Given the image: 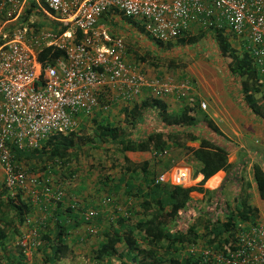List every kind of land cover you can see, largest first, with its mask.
Masks as SVG:
<instances>
[{
    "label": "trees",
    "instance_id": "obj_1",
    "mask_svg": "<svg viewBox=\"0 0 264 264\" xmlns=\"http://www.w3.org/2000/svg\"><path fill=\"white\" fill-rule=\"evenodd\" d=\"M116 19H121L145 34L138 21L125 18L116 11L105 12L100 22L116 26ZM64 30L62 28L59 33ZM212 33L211 37L218 45L219 52H227L229 55L231 43L228 37L219 30ZM82 37L77 32V41ZM193 40L194 37L190 36L178 38V43L187 44ZM153 43L163 48L162 42L155 40ZM64 55L63 49L49 46L41 49L38 60L42 65L51 64ZM230 55L232 61L227 64L226 84H236L245 105L264 119V105L254 97L258 91L264 94L263 85L251 57L246 51H242L241 55L234 52ZM151 100L145 99L123 109L124 120L130 131L113 125L100 116L102 110H97L99 112L95 114L96 117L91 119V134L87 140H83L75 130L55 133L35 149L13 148L15 160L23 167L25 164L28 166L30 171L25 172L32 174L27 173L29 176L39 174L46 179L54 170L56 182L52 183L49 179V196H45L44 189H39L36 196H24L19 188L12 194L3 182L1 193L4 198H0V248L6 254L3 257L7 264H14L17 257L16 264L27 263L25 251L27 248L32 250L35 242L29 241L23 245L17 241L15 248L18 256L15 254L9 257L5 248L12 235L23 236L20 230L24 225L29 228L39 227L36 239L41 242L38 249L42 251V264H59L68 256H73V245L85 241L83 237H90L88 233L91 231L99 235L98 243L92 250V259L96 262L111 260L118 255L124 258L121 264L223 263L218 260V256L226 258L236 248L239 230L255 223L257 210L236 197V212H229L227 220L222 221L211 209L205 214L201 222L203 224L192 225L189 221L193 218L192 209L194 206L196 208L197 203L191 199L190 193L197 187L160 181L156 170H150V160L134 162L125 153L164 154L172 148L186 149L201 165L198 171L203 175L201 185L218 171L226 172L227 177L212 193L217 200H221L220 190L226 181L233 180L239 184L238 175L233 174L237 165H230L227 156L234 146L211 122L198 102L186 104L178 113H174L167 111L165 103L158 102L154 106ZM196 140H200L198 148L186 145V142ZM105 143H113L116 148L108 149L103 145ZM97 149L101 150L99 160H90L97 156ZM110 152L122 156L123 160L115 162V155L111 157ZM79 154L85 156L84 162L80 161ZM106 158H111L113 163L105 164L103 160ZM73 161L74 164L71 163ZM79 170H82L81 174H78ZM92 174L95 176L90 178ZM252 175L258 195L264 200V166L255 163ZM74 179L75 187L65 183ZM199 190L203 191L202 188ZM81 193L85 198L82 203H76ZM204 194H207L209 203L212 200L211 192L205 190ZM130 197L136 203L127 200ZM47 204L49 216L39 223V215L35 214L37 210L45 209ZM124 204L125 212L121 213ZM134 206H138L140 211H134ZM133 214H138L134 223L131 220ZM120 243L122 252L118 253ZM200 243H203L204 248L196 251Z\"/></svg>",
    "mask_w": 264,
    "mask_h": 264
},
{
    "label": "built area",
    "instance_id": "obj_2",
    "mask_svg": "<svg viewBox=\"0 0 264 264\" xmlns=\"http://www.w3.org/2000/svg\"><path fill=\"white\" fill-rule=\"evenodd\" d=\"M109 10L164 43L194 26L228 32L251 57L264 89V0H0V167L12 194L44 189L49 196V177L29 176L13 148L35 149L55 133L77 130L80 116L110 109L112 93L126 99L143 87L157 97L172 90L124 60L122 37L112 38L100 22ZM54 23L65 30H53ZM49 46L65 55L42 65L38 53ZM189 181L179 172L172 182ZM236 245L226 258L218 256L222 264H264V220L240 229Z\"/></svg>",
    "mask_w": 264,
    "mask_h": 264
},
{
    "label": "rangeland",
    "instance_id": "obj_3",
    "mask_svg": "<svg viewBox=\"0 0 264 264\" xmlns=\"http://www.w3.org/2000/svg\"><path fill=\"white\" fill-rule=\"evenodd\" d=\"M120 20V21H119ZM42 22V21H41ZM116 26L113 25H107L108 30H110L111 37H117L120 36L123 39L124 43V60L135 67V69L142 73L147 78V71L152 72L154 74L153 79L161 81L162 83L166 84L167 86L171 87L173 91L178 92V95H176V98L178 99V102H176V105L169 107V111L178 113V111L184 106V105H192L194 102H198L201 109L210 116V113H214L216 115V121H217V127L218 129L226 133L227 136H229L233 141L236 142V144L242 145L244 150L247 151L244 153V161L251 166L252 162L257 161L256 158L246 160L248 154L253 151V153H260L263 155L259 149L263 150L264 147L260 145V138L264 137V124L261 122H256L254 120L251 112H248L246 108H244L246 105L244 103V99L242 98V95L239 92L238 86L234 83H231V85H227V64L232 61L231 53L236 55L242 54V49L239 48L240 46L237 43V40H234L228 32L224 33L226 37H228L230 41V51L231 53L228 55L227 52L222 53L219 52L218 45L216 46V43L214 42V39L211 37L212 32L215 30L211 28H200L198 26H195L190 29L189 33L181 38H187V37H194V40L190 43H178V39L163 43L162 47H157L153 42L155 39H149L145 36V34L140 33L136 28L127 25L126 23L122 22L121 19H116ZM43 25H46L44 22H42ZM55 28V31H58V26L53 27ZM150 87H143L138 92L139 94L146 93L147 95H143V98L139 97L137 100V103L142 102V99H148L149 96L152 98V94L149 91ZM261 92V91H260ZM260 92H255L254 97L259 100L258 103H261L264 105V101L262 96L260 95ZM137 93V94H138ZM263 95V92H261ZM136 94V95H137ZM138 94V95H139ZM175 94V93H174ZM137 95V96H138ZM155 98H153L151 101L154 106L158 105V102H161V99L163 98L157 97L154 95ZM263 101V102H262ZM135 103V102H133ZM132 103V104H133ZM110 110V109H109ZM108 110V111H109ZM103 117L108 116L109 112L102 111ZM227 112L230 113L231 117L227 116ZM122 114V112H120ZM116 125L123 128L125 131H130V127L126 125V121L123 118V114L120 116L119 114L114 115ZM213 116V114H212ZM92 120L91 117L84 118L82 122L80 123L77 134L82 137L83 140H87V137L91 134V126ZM81 125L83 126L81 129ZM258 129V130H257ZM255 131V132H254ZM257 140V141H256ZM256 141V142H255ZM189 142V141H188ZM93 142H91L92 144ZM187 143V142H186ZM257 144V145H256ZM106 148L112 149L116 148V146H113L115 144L113 143H105ZM190 146V145H188ZM86 146H84L83 149H85ZM184 152V151H183ZM99 153H101L100 149H97L95 151V154L97 155L95 158L90 159L92 161H98ZM186 154H189V152H186ZM79 159L81 162L85 161V156L82 154H79ZM111 155V154H110ZM115 154L112 152V156ZM178 155V150L172 148L171 150L167 151V154H151L147 160L151 161V167L150 170H156V174L159 176L164 175L165 180L166 179L175 182V175L181 170V168L176 167L177 163L184 162L183 165H189L190 161H188V158H183V155H181V158L178 160L176 164L172 163V160L174 157ZM247 155V156H246ZM111 156V157H112ZM137 156L134 155L133 158H136ZM154 157V158H152ZM242 157V158H243ZM254 157V155L252 156ZM114 161L120 162L122 157L120 155H115ZM106 162L105 164L111 165L113 162H111V158H106L103 160ZM135 162H138V160H135ZM74 164V161L71 162ZM170 164V166H169ZM246 164V165H247ZM52 166V164H49ZM242 165V164H241ZM175 166V167H174ZM24 168H28V166L25 164ZM242 169V177H248L250 174V171L247 170L245 167V164L241 166ZM29 170V168H28ZM26 170V171H28ZM82 170L78 171V174H81ZM77 174V173H76ZM95 175L92 174L90 178L94 177ZM51 179V182H56V177L54 175V170L52 173H50L49 176ZM83 176H79V178H82ZM239 177L240 172H239ZM76 178V179H79ZM193 177L191 176L190 184H187L188 186L192 184ZM219 181V176L216 175L214 178L207 183V185L210 188H214L217 186V183ZM65 183H69L73 187H75V179L71 181H67ZM170 183V182H169ZM188 183V182H186ZM55 185V184H54ZM229 185L227 183H224L220 193L224 197L222 200H215L212 198L211 201L207 200V194H204L202 196V199H197L198 204H196V208L194 206L193 210V218L189 221L192 225L197 224H203L201 223L204 218L205 214L207 212H210L211 209L215 211V214L217 217H221L222 221L226 219V217H222L221 211V203L230 204V207H234V199H233V193L232 192H226ZM236 192V190H235ZM234 192V193H235ZM212 195V194H211ZM26 196V195H24ZM242 196V194H240ZM215 197V195H214ZM83 193L76 199V203H82ZM216 198V197H215ZM127 200L133 201V203H136V200L133 198H128ZM194 201V200H193ZM195 203V202H194ZM217 205H216V204ZM128 204V203H127ZM56 205V204H54ZM121 206V205H120ZM125 204L121 206L122 211L121 213H124L125 211ZM129 206H127L128 208ZM120 208V210H121ZM134 211H140L138 206H134ZM38 215V212L35 214ZM138 217V214H133L131 217L132 222L134 223ZM36 220V219H35ZM41 218L39 217L38 221L40 222ZM260 220H264V218H261ZM37 227V226H32ZM24 227L22 226V229ZM22 229L20 230L22 232ZM34 228H32L30 231H27L24 234V236H15L13 244H16L17 241L20 243L27 245L29 242V239H31L34 243L32 248L36 245V237L37 233H34ZM88 235L90 237H83L85 238V241H80L77 243V245H73L74 247V255L68 256L65 260L60 261L59 264H121L124 258H119L118 255L112 257L111 260L103 259L102 261L96 262L92 259V250H94L95 245L98 243L99 235L95 234V232H89ZM11 244H7L9 246ZM203 243H200L197 246L196 251H200L203 249ZM16 249V248H15ZM119 252H122V244H118ZM194 249V248H193ZM7 250L11 251L9 248ZM30 250L27 248L26 255L30 256L32 252H29ZM38 254L37 257V264H41L38 261H41L42 256L40 255V251L36 252ZM35 253V254H36ZM207 253V251H206ZM5 252L0 248V264H7V260L3 261L2 258L5 256ZM32 257L34 258V254H32ZM32 257H28V259L32 262ZM34 262H36V259H33Z\"/></svg>",
    "mask_w": 264,
    "mask_h": 264
},
{
    "label": "crops",
    "instance_id": "obj_4",
    "mask_svg": "<svg viewBox=\"0 0 264 264\" xmlns=\"http://www.w3.org/2000/svg\"><path fill=\"white\" fill-rule=\"evenodd\" d=\"M195 27V26H194ZM189 33V32H188ZM232 37V36H231ZM235 40V39H234ZM237 43H238V45H239V42L237 41ZM239 48H241V47H239ZM242 49V48H241ZM243 50V49H242ZM137 71V70H136ZM153 77H154V74L152 73V72H149V70L147 71V79L149 80V82H152V81H154V79H153ZM152 88L150 87V89H149V91H150V93L152 94ZM264 90V89H263ZM175 93V94H174ZM113 94V102H114V104L113 105H111V107H110V110L109 111H106V112H109V114H108V116H105V117H103V115H100L101 117H103V118H106L107 119V121H109V122H111V123H113V125H116V122H115V114H119L120 116L123 114V109H125V108H130V107H132L135 103H137V100H138V98L139 97H141V98H143V95H147V92L146 93H144V94H142V93H138L137 95L135 94V95H132L130 98H126V99H123V98H121L119 95H117L116 93H112ZM176 95H178V92H176V91H173V90H170L168 93H166V94H164V95H162L160 98H163V100L161 99V102H163V103H165V105H166V109H167V111H169V107H171V106H174V105H176V102H178V99L176 98ZM260 95L264 98V94L262 95V93L260 92ZM153 98H155L154 97V94L152 95V98L149 96V100H151V99H153ZM142 100H144V99H142ZM116 101V102H115ZM133 102H135V103H133ZM263 102V101H262ZM133 103V104H132ZM244 108H246V110L248 111V112H251L252 113V115H253V117L255 118L254 120H256V122L258 121V122H261L262 124H264V119L261 117V116H259L258 114H255L254 112H252V111H250V109L247 107V106H245ZM99 111H94L93 113H91V114H88V115H82V116H80V123L82 122V119L83 118H87V117H91V119L92 118H94V117H96L95 116V114L96 113H98ZM101 112V111H100ZM120 112H122V114L120 113ZM172 112V111H171ZM101 113H103V112H101ZM212 114H213V116H212ZM227 116L228 117H231V115H230V113L229 112H227ZM123 118H124V114H123ZM216 115L214 114V113H210V116H209V119L211 120V122L217 127V121H216ZM117 119V118H116ZM218 128V127H217ZM258 130V129H257ZM220 131V130H219ZM255 132V131H254ZM224 136H226L227 137V139H229V141L233 144V146H234V148L230 151V152H228V163L230 164V165H237V167H235L234 169V173L233 174H237L238 175V177H239V172H240V176H241V178L239 177V180H238V182H239V184L238 183H235V181H233V180H231V181H226L225 183H227L229 186L227 187V191L226 192H232L233 194V199H234V202H235V204H234V207L232 208V207H230V204H228L227 202H226V204H224V203H221V213H222V217H226V219L225 220H227V215H228V213L229 214H235V212H236V209H235V207H236V201H235V198L236 197H239L240 198V200H245V202L247 203V205L248 206H250L252 209H255V210H257V214H258V216H257V219H261V218H264V200H262L260 197H259V195H258V192H257V188H256V185H255V182H254V180H253V175H252V166L255 164V163H258V164H260V165H262V166H264V149L263 150H261V149H259L260 150V152L263 154V155H261L259 152L258 153H253V151H251L249 154H248V156H247V158H246V160H251L252 158H253V160H254V158H256L257 159V161H255L254 160V162L253 161H251L252 162V164H251V166H249L247 163H246V161H244V153L247 151L246 149L244 150V148L245 147H243L242 145H240L239 144V141H237L238 142V145L236 144V142L235 141H233L229 136H227L226 135V133H223V132H221ZM260 145L261 146H263L264 147V137H261L260 138ZM257 141V140H256ZM255 141V142H256ZM186 145L188 146V145H190V146H188V147H194V148H198L199 147V145H200V140H196V141H192V142H187L186 143ZM257 145V144H256ZM174 149H176V148H174ZM178 150V155L176 156V157H174V159L172 160V163H174V164H176L177 162H178V160L181 158V155H183V158L185 159V157L186 158H188V161H190V164L189 165H183V163L184 162H179V163H177V165H176V167H179V168H181V170L179 171V172H186L187 174H189L190 175V181H191V176L193 177V179H192V184L191 185H187V184H190V181L188 182V183H184V184H182L184 187H197L196 188V190L195 191H192L191 193H190V197H191V199H193L194 200V202L195 203H197L198 204V202H197V199H202V196L204 195V191L206 190V191H208V192H211V194L212 193H214V191L221 185V183L224 181V179L227 177V174H226V172L225 171H222V170H220V171H218L217 173H215L213 176H211V177H209L204 183H203V185H201L200 183H201V181H202V179H203V175L202 174H200L198 171H199V169H200V167H201V165H200V163L199 162H197L191 155H190V153L189 154H186L185 155V153L186 152H188L186 149H177ZM184 151V152H183ZM110 154H111V156H112V153L110 152ZM165 154H167V152L165 153ZM105 155V154H104ZM125 155L130 159V160H132V161H134L135 162V160H138V162H140V161H145V160H147V158H149L150 156H151V153H149V152H126L125 153ZM134 155H136L137 157L136 158H133L134 157ZM254 155V157H252ZM122 157V156H121ZM243 157V158H242ZM250 157H251V159H250ZM123 160V157H122V159H121V161ZM34 163H35V161H34ZM244 165L245 164V167L247 168V170H249L250 171V174H249V176L246 178V177H242V169L243 168H241V166L242 165ZM247 164V165H246ZM175 167V166H174ZM26 170H28V168H26ZM28 171H30V170H28ZM31 171H36L35 169H31ZM178 172V173H179ZM28 173V172H27ZM48 173V172H47ZM177 173V174H178ZM29 174V173H28ZM176 174V175H177ZM29 175H32V174H29ZM34 175V174H33ZM38 175V177H40V178H43V175H39V174H37ZM37 175H34V176H37ZM175 175V176H176ZM216 175H218L219 176V181H218V183H217V186H215L214 188H210L208 185H207V183H208V181L212 178V177H214V176H216ZM167 181H169V182H171V183H173L172 181H171V179L170 180H168V179H166ZM3 182H4V174H3V171H2V169H1V167H0V198H4V196H2V193H1V190H2V187H3ZM199 188H202L203 189V191H200L199 190ZM238 189V195H236V192H235V190H237ZM235 192V193H234ZM216 193V192H215ZM240 194H242V196H240ZM220 195V197H221V200L224 198L223 196H222V194L220 193L219 194ZM212 196V198L213 199H215L216 200V195H215V197H214V195H211ZM37 212H38V215H39V217L41 218V220H43L46 216L48 217L49 216V204H47V206L45 207V209H42V210H37ZM220 219H222L221 217H220ZM238 219V218H237ZM225 220H223V221H225ZM39 223H41V222H39ZM40 226V225H39ZM24 228L22 229V232H20L21 234H23V233H25V232H27V231H30L32 228H34L35 230H34V233H37V236H38V234H39V227L37 226V227H31V228H29L28 226H23ZM41 227H43L42 225H41ZM17 235H19V234H17ZM17 235H12L8 240H7V244L9 243V244H11V245H9V246H7V244H6V246H5V248L7 249V248H9L11 251H9V250H6V252H7V255H10L9 257H12L11 255H15V254H17V256H18V253H16V249H15V244H13L12 245V242H14L15 240H14V238H15V236H17ZM23 236H24V234H23ZM21 237V236H20ZM29 241H32L31 239H29ZM28 241V242H29ZM34 245V244H33ZM32 245V246H33ZM41 245V242H40V240L39 239H36V245L33 247V249L32 250H30L29 252L31 253L32 251V254H34V258L32 257V254L30 255V256H28V255H26V252H25V256H26V261H27V263L26 264H37V257H38V254L36 253L37 251H39V249H38V247ZM36 253V254H35ZM42 253V251H40V255L42 256V258H43V255L41 254ZM28 257H32V262H31V260L30 259H28ZM18 258V257H17ZM17 258H16V261H17ZM33 259H36V262H34V260ZM2 260L3 261H5V257H3L2 258ZM16 261H15V263L14 264H16ZM39 263H43L42 262V259H41V261H38Z\"/></svg>",
    "mask_w": 264,
    "mask_h": 264
},
{
    "label": "clouds",
    "instance_id": "obj_5",
    "mask_svg": "<svg viewBox=\"0 0 264 264\" xmlns=\"http://www.w3.org/2000/svg\"><path fill=\"white\" fill-rule=\"evenodd\" d=\"M49 26L54 30L55 28H53V27H55V26H58V25H56L55 23L54 24H49ZM107 27V26H106ZM61 29L60 28H58V32L60 31ZM109 31V33H110V30H108ZM153 39V38H152ZM161 42V41H160ZM162 43H164V42H162Z\"/></svg>",
    "mask_w": 264,
    "mask_h": 264
}]
</instances>
